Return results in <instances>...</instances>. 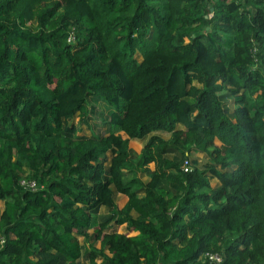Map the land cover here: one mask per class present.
I'll use <instances>...</instances> for the list:
<instances>
[{
    "label": "trees",
    "instance_id": "trees-1",
    "mask_svg": "<svg viewBox=\"0 0 264 264\" xmlns=\"http://www.w3.org/2000/svg\"><path fill=\"white\" fill-rule=\"evenodd\" d=\"M263 263L264 0H0V264Z\"/></svg>",
    "mask_w": 264,
    "mask_h": 264
},
{
    "label": "rangeland",
    "instance_id": "rangeland-1",
    "mask_svg": "<svg viewBox=\"0 0 264 264\" xmlns=\"http://www.w3.org/2000/svg\"><path fill=\"white\" fill-rule=\"evenodd\" d=\"M198 82L195 80L193 81V85L198 86ZM223 101V105L228 109V111H231L233 108V104H232V100L231 99H222ZM89 105L91 108V111L88 113L86 119H87V123L85 124H80L79 126L82 128V132L85 134H89L91 131L94 134H98V135H106L107 134V130H108V126L106 124V115H107V108L100 103L99 100L97 99H91L89 101ZM75 122V121H74ZM162 137L166 136L161 134ZM141 142L138 140H131L129 141V149L132 150V152L137 153L141 147ZM190 158H196V164L197 166L202 165L205 161H206V156L203 153H192L190 155ZM146 175L141 176V179H145ZM122 204L121 202L118 203V207H120ZM107 232L110 231H115L114 227H110V228H106ZM117 231H119L120 233H128L129 231L126 229L122 230V226H117ZM89 232H91V230H89ZM79 242L81 243V238L78 237ZM95 245V242L93 243ZM98 246V244H96V247Z\"/></svg>",
    "mask_w": 264,
    "mask_h": 264
},
{
    "label": "built area",
    "instance_id": "built-area-1",
    "mask_svg": "<svg viewBox=\"0 0 264 264\" xmlns=\"http://www.w3.org/2000/svg\"><path fill=\"white\" fill-rule=\"evenodd\" d=\"M181 168H182L183 171H186L188 169V161L186 159L182 161ZM20 183L22 185L24 184L22 181ZM25 185H27L28 187H31V188L34 186V184L32 182L26 183ZM205 257H207V259L209 261H213V262H216V263L220 261V257L218 255H216V254H205Z\"/></svg>",
    "mask_w": 264,
    "mask_h": 264
},
{
    "label": "crops",
    "instance_id": "crops-1",
    "mask_svg": "<svg viewBox=\"0 0 264 264\" xmlns=\"http://www.w3.org/2000/svg\"><path fill=\"white\" fill-rule=\"evenodd\" d=\"M144 177V176H143ZM147 178V177H146ZM146 178L145 179H142V180H146ZM118 197H119V195H117Z\"/></svg>",
    "mask_w": 264,
    "mask_h": 264
}]
</instances>
